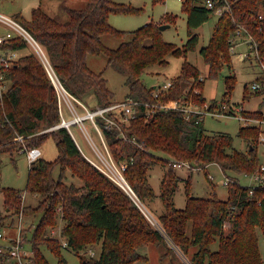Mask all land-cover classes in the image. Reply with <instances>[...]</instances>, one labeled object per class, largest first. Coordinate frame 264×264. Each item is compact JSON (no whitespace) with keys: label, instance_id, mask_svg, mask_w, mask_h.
<instances>
[{"label":"trees","instance_id":"16d2710c","mask_svg":"<svg viewBox=\"0 0 264 264\" xmlns=\"http://www.w3.org/2000/svg\"><path fill=\"white\" fill-rule=\"evenodd\" d=\"M207 1L183 0L188 14V38L183 47L165 40L160 26L152 21L128 31L114 27L109 21L112 12L141 9L115 0H84L82 7L67 6L69 18L65 21L56 19L40 6L33 8L29 19L17 17L39 42L67 90L82 101L91 92L96 95L98 105L114 101V92L104 71H94L87 61L89 53H105L107 64L126 75L127 97L146 102L177 99L181 103L204 106L207 102L203 90L205 77H201L199 67L187 58L180 73L171 78L172 84L159 96L154 95V86H148L142 75L150 64H167L170 53L186 56L189 50L196 49L200 40L197 28L216 13L219 6L227 3L230 9L218 15L209 42L200 49L208 63V76H217L225 65L232 66L230 37L239 26L253 34L264 56V0H213L212 6L207 5ZM175 18L174 13L167 16V20ZM105 33L122 37L130 34V38L111 47L103 41ZM28 41L24 35L17 34L0 46L18 50L27 47ZM1 70L2 81H6L8 87L0 92V152L12 153L22 148L25 151L26 145L41 146L50 135L59 147V155L54 160L41 155L30 162L26 189L41 198L36 206L24 205V210L26 215L38 210L43 212L30 238L26 235L34 250V264H50L41 245L56 253L58 264H66L62 243L48 229L56 224L58 217L64 220L67 246L80 252L89 244H101L98 256L81 253L79 264L146 263L149 257L140 247L150 242L163 245L165 256H174L167 236L184 253L195 248L191 264H263L259 231L264 234V186L250 193L248 185L236 178L229 183L227 198L219 197L215 188L211 196L203 197L191 194L187 181V203L180 208L175 205L173 195L181 177L171 164L173 159H185L204 168L211 162H218L224 171L251 172L261 162L259 126H240L239 134L248 142L245 151L233 146L234 136L230 132H209L200 113L193 111L187 116L182 108L156 107L148 114L147 106L142 105L128 120L109 112L117 119L110 125L98 115L97 121L113 158L120 165L126 163L123 174L142 202L156 196L149 180L151 166L156 162L170 165L162 179L160 196L165 212L158 218L161 223L158 227L129 192L84 155L68 127L47 128L60 123L62 118L58 90L43 57L31 50ZM257 80L263 82V87L255 90L256 93H264V75ZM225 81V93L231 92L235 75L227 74ZM218 101L230 100L212 98L211 107ZM242 111L264 116L263 110L243 108ZM18 135H23V139L17 138ZM57 165L60 172L55 176ZM68 169L83 183L66 182ZM4 191L6 208L13 213L20 212L22 190L7 187ZM3 218L4 215H0V225ZM226 220H230L229 226L224 225ZM215 241H218L217 247H213Z\"/></svg>","mask_w":264,"mask_h":264},{"label":"rangeland","instance_id":"374dc122","mask_svg":"<svg viewBox=\"0 0 264 264\" xmlns=\"http://www.w3.org/2000/svg\"><path fill=\"white\" fill-rule=\"evenodd\" d=\"M115 1L131 4L141 9L138 12H112L109 16V21L114 27L128 31L137 29L138 27H141L150 21L157 23L159 26L161 24L168 23L170 25L162 29V35L164 39L181 47L184 46V43L188 38V14L187 10L183 7V0ZM84 5V0H0V11L14 17L19 22H21L17 15H19L20 19L23 17L25 19H29L32 16L33 8L40 6L56 19L65 21L69 18L67 6L82 7ZM169 13L176 14L175 20H167ZM217 18L218 13L216 12L197 28L198 32L200 33V40L196 49L189 50L186 56L175 53L168 54L167 64H150L142 75L144 81L148 84V86L154 87L156 85L165 83L173 76H176L180 73L182 64L187 58L188 61L199 67L202 76L205 77L203 90L207 101H210L212 98H217L220 100L222 97H225L230 100L228 102L236 103L242 106L244 109L264 111V93H256L257 91H255L252 86L253 81L257 80V77L262 74L261 65L255 57L244 58L241 56L238 51L241 50L242 46H237L236 52L232 54L231 67L225 65L217 76H208V63L205 61L200 49L209 42ZM8 31H13L14 36L18 34L14 28L0 20V35L7 34ZM102 38L108 46L117 47L122 42V40L130 38V34L122 37L112 33H105ZM31 50L37 51V53H39V55H41L45 61V56L42 52V49L30 40L28 41L27 47L20 48L17 50V52L19 55H22L25 52H29ZM0 51L3 52L4 50L1 49ZM88 56H91L89 61L87 59L88 64L94 71H104V74L108 79V85L114 92L113 100H124L127 97V93L129 91V85L126 82V75L118 71L113 66L107 64L108 56L105 53H89ZM230 73L235 75V81L231 87V92L225 93L227 90L225 78L226 75ZM7 87L8 83L3 81L0 85V90H4ZM251 91H254L255 93H253L251 96H248L247 94ZM73 101L74 105L81 113L86 112L85 107L81 103L76 102L75 100ZM84 101L90 108L98 106L96 95L92 92L84 97ZM59 103L60 106H62L65 117L71 119L74 115V112L70 108L67 99H62L61 101L59 99ZM193 104L196 103L191 104L193 107H195ZM241 113V111H237L238 115L225 114L220 116L205 113L203 115V123L206 130L209 132H230L234 136L233 146L247 151L248 142L243 136L239 134L240 126L242 124L245 125L244 120L240 118ZM84 122V127H82L79 123H74L71 126L74 135L84 150L82 152H85L90 156V158L85 153L84 155L99 168L100 166H103L107 170H112L115 174L113 172H111V174H113L115 178L118 179L119 177H122L123 172L120 171L121 166L113 159V152L108 145L103 130L100 131L97 129L92 119H85ZM52 126L47 128L51 129ZM26 146L29 147V145ZM40 147H42L43 150L42 156L46 159L54 160L59 155V147L54 136L52 135L48 136ZM22 149L14 150L12 153L9 151L0 152V215H4L2 224L0 225V231L6 233L9 237H16L18 235L19 231L17 224L19 221V216L17 212L13 213L6 208L4 188L10 187L22 190V201L20 205L21 211L23 210L24 212V205L36 206L38 205V202L41 198L40 195L30 192H27L26 196H22V193L27 186L30 167V158L27 152L28 149L25 151ZM157 152L161 155L167 156L162 151L157 150ZM258 153L260 161L264 162V144L261 142L258 146ZM171 164L174 166L172 161ZM193 164L195 166H174V171L181 177L179 180L178 189L173 195L175 205L177 207L183 208L186 206L188 195L187 184H189L188 182H190V192L195 196H211L214 193L215 188L216 193L221 198H227L229 196V183H227L228 174L237 176L240 183L243 185L256 184V180L252 177V174L247 172L239 173L230 169L224 171L218 162H211L204 168L197 165L195 162ZM169 167L170 165L168 163L164 164L163 162H156L151 166L149 169V180L153 185L156 196L154 198H146L144 202H142L135 193L127 191V189L121 185L123 189L133 196L136 202L138 201L140 203L139 205L141 209L148 216L151 222L158 227H161V223L159 222L158 218L165 212V203L160 196L162 191V179ZM59 172L60 168L57 165L54 169L55 176H57ZM107 175L112 178L109 174ZM65 180L68 183L75 182L78 185L83 183V180L78 175H74L70 169L67 170V176ZM112 180L116 182V180L113 178ZM42 216L43 212L40 210L33 214L25 215L23 224L25 227H27L25 234L28 235V238H30L32 232L40 223ZM63 226L64 220L62 217H58L56 224L54 226H50L48 229L49 231L53 230L52 234L54 237L58 238L62 243L63 247L61 248V252L66 259V264H79L80 254H87L90 247L97 251V256L100 254V243L89 244L85 248L81 249L80 252L70 246H67L65 244L67 237L63 233ZM167 239L174 248V256L171 254L165 256L164 252L166 248L163 245L150 242L140 247V251L146 254L149 257V260L146 263L139 262V264L187 263L190 260L191 254L195 248L192 247L189 253H184L183 250L173 243L168 236ZM259 239L260 249L262 256L264 257V234L260 231ZM0 240L6 241V239ZM30 244V242H27L28 247ZM217 245L218 241H215L213 243V247H217ZM40 248L50 264H58L59 258L54 251H52L46 245H41Z\"/></svg>","mask_w":264,"mask_h":264},{"label":"built area","instance_id":"2783aa9c","mask_svg":"<svg viewBox=\"0 0 264 264\" xmlns=\"http://www.w3.org/2000/svg\"><path fill=\"white\" fill-rule=\"evenodd\" d=\"M213 0H208L207 5L212 6ZM230 3H227L226 5L219 6L216 9V12L219 14L223 13L224 10L230 9ZM0 20H2L4 23L8 24L12 28L15 29V31L18 34L24 35L28 40L33 41L37 46H39L42 49V52L45 56V64L48 68V71L57 87L58 95L60 101L62 99H67L70 108L74 112V115L71 119H68L65 117L63 113L62 106H60V112H61V122L58 124H55L52 126V128L64 125L70 129L72 132L71 126L74 123H79L82 127H84L85 119H92L95 127L102 130L101 126H99V123H97V116L101 115L108 124H114L117 122V119L109 114V112L115 113L118 117H120L123 120H128L130 117L135 116L138 111L140 110L142 105L147 106L148 114H151L155 111L156 107L161 108H182L187 112V116L191 112H198L202 115L205 113H210L212 115H225V114H234L238 115L237 111H241L240 118L244 120L245 125H257L260 127V136H259V143L264 144V116L263 117H257L253 115H248L243 113V107L236 104V103H230L227 101H218V103L211 107V104L209 101L205 103L204 106L193 104L195 107H193L190 102L181 103V101L177 99H169L166 101L158 100L157 102H146L142 100H138L132 97H126L124 100L121 101H113L110 104L105 105H98L95 108H90L84 101H82L80 98L73 95L71 92L67 90V88L64 86V84L59 79L58 75L56 74L55 70L53 69L52 65L50 64L48 58L45 55V52L39 42L35 39V37L31 34V32L17 19L14 17L5 14L0 11ZM11 37H14L13 31H8L7 34L0 35V44L4 43L6 39H9ZM230 40L232 42L231 50L233 52H236V48L240 43H245L246 49L239 50L238 52L243 56L244 58L248 57H255L257 58L259 64L262 68V74L264 75V56H261L259 52V48L257 45L256 40L254 39L253 34L248 31L244 26H239L236 31L231 35ZM4 50L3 52L0 51V85L2 84L3 79V72L2 67L3 66H9L13 63L15 59L18 58L19 54L17 50L12 49H4L0 46V50ZM203 77V76H201ZM172 84V79L166 81L163 84L156 85L154 87L153 93L155 96H159V93L162 90L167 89ZM252 86L255 90H258L263 87V82L261 80H255L252 83ZM3 89L0 90V92ZM81 103L84 107L86 112L81 113L77 107L74 105V101ZM74 136V135H73ZM17 138L23 139V135H18ZM78 143V142H77ZM80 146V145H79ZM25 149L28 152L30 162L37 159L39 156L42 155V149L39 146H26ZM114 159V158H113ZM115 160V159H114ZM174 166H195L190 160L185 159H173ZM97 164V163H96ZM98 165V164H97ZM119 165V164H118ZM100 166V165H99ZM117 166V165H116ZM121 170L123 172V168L126 167V163H123L120 165ZM100 168L109 174L114 180H116L117 183L122 185L127 191L134 193L131 185L127 181L126 177L122 173V177H119L118 179L115 178L111 172L112 170H107L105 167L100 166ZM114 173V172H113ZM252 174V177L256 180V184H250L248 185L250 189V193H253L254 190L258 186H264V162H260L258 166L251 172H248ZM115 174V173H114ZM237 176H232L230 174L227 175V183H230L232 181H235ZM239 180V179H238ZM27 192H29L27 189H25L22 193V196H26ZM59 207L58 209H60ZM19 216L18 221V235L16 237H9L6 233L0 231V239H6V241L0 240V264H34V250L32 247V244L30 246H27V242H30L27 239L26 234L24 233L26 227L23 224V221L25 220L26 213L22 210L17 213ZM231 224L230 220H226L224 225L229 226ZM53 232V230H52ZM65 244L68 245V241L66 239ZM88 255L97 256V251L90 247V249L87 252ZM187 264H191L190 260L187 262ZM263 264H264V257H263Z\"/></svg>","mask_w":264,"mask_h":264},{"label":"crops","instance_id":"0c3cea01","mask_svg":"<svg viewBox=\"0 0 264 264\" xmlns=\"http://www.w3.org/2000/svg\"><path fill=\"white\" fill-rule=\"evenodd\" d=\"M238 46H242V48H241V50H243V49H246L245 47H246V45H245V43L243 42V43H240ZM28 52V51H27ZM27 52H25V53H27ZM234 53V52H233ZM90 57L91 56H88V61L90 60ZM72 134L74 135V133H73V131H72ZM74 137H75V139H76V141L78 142V144L80 145V143H79V141L77 140V138H76V136L74 135ZM40 147V146H39ZM80 147H81V149H82V146L80 145ZM41 149H42V147H40ZM83 150V149H82ZM84 151V150H83ZM42 153H43V150H42ZM85 153V152H84ZM86 154V153H85ZM87 155V154H86ZM89 158H90V156L89 155H87Z\"/></svg>","mask_w":264,"mask_h":264},{"label":"water","instance_id":"95a60500","mask_svg":"<svg viewBox=\"0 0 264 264\" xmlns=\"http://www.w3.org/2000/svg\"><path fill=\"white\" fill-rule=\"evenodd\" d=\"M169 25H170V24H168V23H164V24H161V25H160V28H161V29H164V28H166V27L169 26ZM137 203L140 204L138 201H137Z\"/></svg>","mask_w":264,"mask_h":264}]
</instances>
